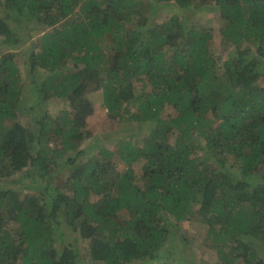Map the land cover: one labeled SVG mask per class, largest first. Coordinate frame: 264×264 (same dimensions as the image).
<instances>
[{
  "label": "trees",
  "instance_id": "trees-1",
  "mask_svg": "<svg viewBox=\"0 0 264 264\" xmlns=\"http://www.w3.org/2000/svg\"><path fill=\"white\" fill-rule=\"evenodd\" d=\"M31 97L63 108L23 124ZM97 100L129 138L93 137ZM20 172L0 264H180L157 259L197 210L221 264H264V0H0V182Z\"/></svg>",
  "mask_w": 264,
  "mask_h": 264
},
{
  "label": "rangeland",
  "instance_id": "rangeland-1",
  "mask_svg": "<svg viewBox=\"0 0 264 264\" xmlns=\"http://www.w3.org/2000/svg\"><path fill=\"white\" fill-rule=\"evenodd\" d=\"M167 6L166 11H168L169 15L176 12V9L173 7ZM169 8V10H168ZM183 11V12H182ZM179 13L183 16L188 14V18L192 20L195 24H202L206 23L209 19L211 21V24L214 25L216 28L214 32V39L217 47H220L222 45V40L220 38V33L218 31L219 22L217 19L218 12L216 11H187L182 10ZM157 12L159 16H161V13L164 11H161V4L157 5L154 12L150 13V15L153 17V15ZM167 14H164L163 16H166ZM157 20L161 21V18H157ZM26 22V21H25ZM30 24V31L34 33V31H38L43 33L46 29V26H44L42 23H38L36 19L32 18L30 21H28ZM36 33V32H35ZM3 48V47H2ZM1 48V49H2ZM21 49V48H20ZM21 58V57H20ZM38 76L44 77L46 75V72L38 73ZM28 84L29 81H28ZM24 100V99H23ZM25 105V108L21 111V117L20 120L23 122V124L33 123L35 121L36 117L40 118V115L44 113L47 109H51L53 113H56L57 111L61 110L63 108V105L59 100L55 101H48L46 103H41L37 101V99L30 98L25 99L23 103ZM53 104V105H52ZM95 110L91 116L88 117V124L94 129L93 131V137L97 139H103L105 140V143L109 144L111 142H116L118 139H125L129 138L125 136V133L117 132L119 129L118 127H113L109 124V116L107 109L103 107L102 103L100 101H95ZM27 109V111H25ZM107 135V136H106ZM103 136H106L104 138ZM95 140V141H96ZM25 172H20L12 176V178L7 180H2L0 184L4 187L7 185H10L14 188H19L22 184L21 180H19V175H24ZM201 213L197 210L194 213V216L192 217V214L187 216L188 218H185L183 221L178 223V232L174 239L170 238V236L165 240L164 245H162V253H166L168 255V258H161L157 259L158 261L167 260L170 262H177L180 264H221V260L217 257V252L215 249H212L208 245V240H206V228H205V222L201 218ZM72 237V236H70ZM172 239V240H171ZM184 241L181 245L176 246ZM186 241V242H185ZM170 251V254H169ZM183 251V258H181L180 252ZM255 258H260L259 252H255ZM264 257V255H262ZM165 258V259H164ZM89 263H91L90 260H88ZM157 261H154L150 264H155ZM132 264H144L142 261H135Z\"/></svg>",
  "mask_w": 264,
  "mask_h": 264
}]
</instances>
